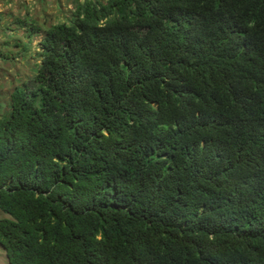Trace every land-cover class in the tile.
<instances>
[{
    "label": "trees",
    "instance_id": "trees-1",
    "mask_svg": "<svg viewBox=\"0 0 264 264\" xmlns=\"http://www.w3.org/2000/svg\"><path fill=\"white\" fill-rule=\"evenodd\" d=\"M73 6L0 116L7 264H264V0Z\"/></svg>",
    "mask_w": 264,
    "mask_h": 264
},
{
    "label": "rangeland",
    "instance_id": "rangeland-1",
    "mask_svg": "<svg viewBox=\"0 0 264 264\" xmlns=\"http://www.w3.org/2000/svg\"><path fill=\"white\" fill-rule=\"evenodd\" d=\"M76 1L81 4L84 0H0V116L14 88H30L29 81L40 62L35 52L42 32L30 33L29 29L62 23L73 12ZM5 218L0 211V219ZM0 264H7L1 247Z\"/></svg>",
    "mask_w": 264,
    "mask_h": 264
}]
</instances>
